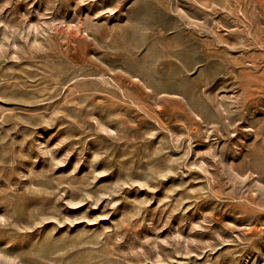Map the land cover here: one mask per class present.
Returning a JSON list of instances; mask_svg holds the SVG:
<instances>
[{
    "label": "rangeland",
    "instance_id": "374dc122",
    "mask_svg": "<svg viewBox=\"0 0 264 264\" xmlns=\"http://www.w3.org/2000/svg\"><path fill=\"white\" fill-rule=\"evenodd\" d=\"M242 69L264 0H0V264H264Z\"/></svg>",
    "mask_w": 264,
    "mask_h": 264
},
{
    "label": "bare ground",
    "instance_id": "6f19581e",
    "mask_svg": "<svg viewBox=\"0 0 264 264\" xmlns=\"http://www.w3.org/2000/svg\"><path fill=\"white\" fill-rule=\"evenodd\" d=\"M80 55H81V53H79ZM82 56V55H81ZM74 57V56H73ZM72 57V58H73ZM86 58V57H85ZM85 58H83V59H85ZM76 59V58H75ZM87 59V58H86ZM106 59V58H105ZM82 60V59H81ZM81 60L79 61V60H76L77 61V63H81ZM79 61V62H78ZM76 63V62H75ZM76 63V64H77ZM84 63H86V61L84 62ZM87 63H88V61H87ZM82 64V63H81ZM78 65H80V64H78ZM94 65V64H93ZM96 67H99V65L98 66H96ZM90 68V67H89ZM101 68V67H100ZM122 68H124V67H122ZM125 68H127L126 67V65H125ZM132 68V67H131ZM98 69V68H97ZM126 70V69H125ZM130 70V69H129ZM98 71H100V70H98ZM102 71H104V70H102ZM127 72V71H126ZM133 73V72H132ZM103 74V73H102ZM119 74V73H118ZM116 75V76H119V75ZM128 74H130V73H128ZM125 75V74H124ZM122 76H123V73H122ZM131 76V75H130ZM114 78V77H113ZM122 78V77H121ZM130 78V77H129ZM140 78V77H139ZM139 78H137V79H139ZM117 79V78H116ZM123 79V78H122ZM122 79H121V81H122ZM126 79V78H125ZM136 79V78H135ZM117 80H119V79H117ZM128 80H130V82L132 83V80H134V79H128ZM141 80H143V79H141ZM261 80H263V75H258V76H251L247 71H245V70H243L242 69V104L245 102V101H247V100H249L252 96H253V94H256L257 96H260L259 94H261V93H263L264 92V90H263V87L261 86L260 87V83H261ZM125 81V80H124ZM127 81V80H126ZM136 82V81H135ZM143 82V81H142ZM141 82V83H142ZM120 83H122V82H120ZM140 83V82H139ZM129 84V83H128ZM135 85L136 84H138V81H137V83H134ZM127 85V84H126ZM132 85H133V83H132ZM124 86V85H123ZM141 86V85H140ZM140 86H138V87H140ZM143 86H145V85H143L142 84V87H140V88H143ZM129 87H130V85H129ZM146 87V86H145ZM144 87V88H145ZM137 88V87H136ZM129 89V88H128ZM131 89H129V91H130ZM132 90L134 91V89L132 88ZM145 90V89H144ZM135 92V91H134ZM141 92V91H140ZM143 92V91H142ZM141 92V93H142ZM140 93V94H141ZM143 94V93H142ZM145 94V93H144ZM147 94V93H146ZM146 97H147V95H146ZM261 97V96H260ZM253 99V98H252ZM176 101V100H175ZM167 102V101H166ZM166 102H164V103H166ZM170 102V101H169ZM171 103V102H170ZM169 103V104H170ZM179 103V102H178ZM247 103V102H246ZM245 103V104H246ZM244 104V105H245ZM176 106H177V104H176ZM179 106V105H178ZM247 109V108H246ZM181 110H183V109H181ZM182 112V111H181ZM184 114H185V112H184ZM228 127V126H227ZM225 128V127H224ZM223 127H222V129H224ZM226 130V129H225ZM223 131V130H222ZM227 131V130H226ZM224 132V131H223ZM226 135V134H225Z\"/></svg>",
    "mask_w": 264,
    "mask_h": 264
}]
</instances>
